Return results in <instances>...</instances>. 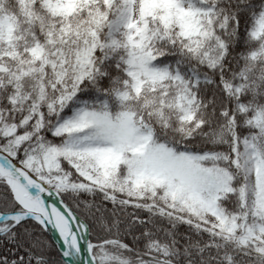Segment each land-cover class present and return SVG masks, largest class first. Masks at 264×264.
Here are the masks:
<instances>
[{"label":"snow or ice","instance_id":"obj_1","mask_svg":"<svg viewBox=\"0 0 264 264\" xmlns=\"http://www.w3.org/2000/svg\"><path fill=\"white\" fill-rule=\"evenodd\" d=\"M255 5L0 0V264H172L153 216L264 264V10L236 55Z\"/></svg>","mask_w":264,"mask_h":264},{"label":"clouds","instance_id":"obj_2","mask_svg":"<svg viewBox=\"0 0 264 264\" xmlns=\"http://www.w3.org/2000/svg\"><path fill=\"white\" fill-rule=\"evenodd\" d=\"M249 3L250 0H239V3L238 0H221L222 6H227L229 12H236V10L240 8V4L248 5ZM234 5L236 6V8L233 7ZM259 10H264V0H260V2L257 3L253 9L248 11L251 22L248 24L247 30L246 32H244L243 36H237V42H240L242 40L244 45L249 48L255 47V44L252 42V39L248 36V33L254 27L255 17L253 16L252 12ZM232 27H235V25H232ZM236 55H239V52H236ZM48 95L49 99H52V93L49 92ZM157 202L163 203L162 201H159L158 197ZM150 219L152 222L150 225L147 226L146 229L150 233L149 237H147V239L150 241L158 240V233L163 232L167 235V233H173V231L178 227H173L174 222L167 219L166 217L162 218L159 216H153ZM168 225H171V228H169ZM160 243L164 244L166 247H169L173 252L172 264H180L181 256L184 257V264H225L224 258L219 254V249L222 248L226 243L223 239H217L211 236L207 240H205L202 236L200 237V239L195 241L189 239L187 244V251L189 253L188 255H185L184 252L180 251L177 254V249L175 248V245L169 244L168 242ZM209 244H214L216 245V247H208ZM144 247L145 246L142 243V246L138 248L137 251H140L141 254H143ZM201 249L203 250L202 254L200 251ZM229 249L230 255L232 257V264H252V260L254 259V257L252 256L250 250H247L248 254L246 255V250L236 246L235 244H229ZM111 254L113 256L119 257L121 260L126 261L127 264H154V262L138 259L134 253H128L119 248L111 249Z\"/></svg>","mask_w":264,"mask_h":264},{"label":"trees","instance_id":"obj_3","mask_svg":"<svg viewBox=\"0 0 264 264\" xmlns=\"http://www.w3.org/2000/svg\"><path fill=\"white\" fill-rule=\"evenodd\" d=\"M8 0H5V3H7ZM260 0H252L253 4H257L259 3ZM241 35L243 36L244 32H246L248 24L251 22L250 21V16H249V12H245L241 14ZM245 48V45L243 43V41L241 40L240 42H238V46L236 48V52H240ZM186 70V69H185ZM82 98H87V94L86 93H82L81 94ZM68 114H71L70 110H67ZM169 228H171V225H168ZM158 240L160 242H168L169 244H172V239L164 234L163 232L158 233ZM173 236L175 238V240L177 241L175 248L179 249L180 252H184L185 251V247L188 244L189 239L195 241L200 239V237L202 236L205 240L209 239L210 236L203 234V233H197L194 230H188L186 229L184 226H178L177 229H175L173 231ZM141 242V246H142ZM219 254L220 256H222L225 260L226 257L231 256L230 255V249H229V244L225 243L224 246L222 248L219 249ZM180 264H184V257L181 256L180 257ZM225 264H227L226 260H225Z\"/></svg>","mask_w":264,"mask_h":264},{"label":"rangeland","instance_id":"obj_4","mask_svg":"<svg viewBox=\"0 0 264 264\" xmlns=\"http://www.w3.org/2000/svg\"><path fill=\"white\" fill-rule=\"evenodd\" d=\"M70 115V114H69Z\"/></svg>","mask_w":264,"mask_h":264},{"label":"water","instance_id":"obj_5","mask_svg":"<svg viewBox=\"0 0 264 264\" xmlns=\"http://www.w3.org/2000/svg\"><path fill=\"white\" fill-rule=\"evenodd\" d=\"M51 235V234H50Z\"/></svg>","mask_w":264,"mask_h":264}]
</instances>
